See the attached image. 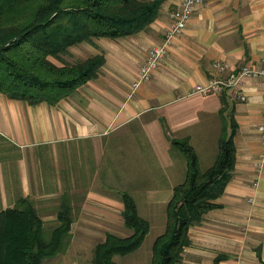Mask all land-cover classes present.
<instances>
[{"label": "crops", "instance_id": "1", "mask_svg": "<svg viewBox=\"0 0 264 264\" xmlns=\"http://www.w3.org/2000/svg\"><path fill=\"white\" fill-rule=\"evenodd\" d=\"M180 2L162 0L155 20L137 33L71 46L62 56L66 62L94 55L104 62L95 78L55 105H29L0 93V140L13 152L0 155V211L26 197L44 223L56 226L57 210L44 212L34 203L64 194L67 163L70 194L80 191L73 182L89 181L71 228L123 224L120 194L128 192L149 231L161 234L166 204L186 170L171 141L188 138L201 169H208L219 138L232 133V175L218 206L189 228L181 264H213L217 255L225 256L218 264H264V171L254 167L264 149L257 131L264 81L247 77L237 89L192 92L211 77H226L213 70V61L230 71L264 66V0H205L172 40L162 66L133 87L146 51L162 42L168 14ZM45 147L55 151L54 169L44 166Z\"/></svg>", "mask_w": 264, "mask_h": 264}, {"label": "trees", "instance_id": "2", "mask_svg": "<svg viewBox=\"0 0 264 264\" xmlns=\"http://www.w3.org/2000/svg\"><path fill=\"white\" fill-rule=\"evenodd\" d=\"M162 0H0V93L29 105H55L96 77L104 62L94 55L74 62L62 56L71 46L94 38L134 34L155 20ZM50 58L59 62L54 63ZM171 144L186 161L183 181L166 204L165 229L151 247L149 264H181L190 243L189 228L218 205L234 168L232 133L219 138L218 152L208 169H201L188 138ZM122 220L127 236L107 232L95 244L91 264H119L115 256L137 250L149 231L134 199L122 192ZM32 202L19 198L0 211V264H43L55 256L71 230L70 207L62 203L58 224L44 237V222ZM217 255L213 264L224 259Z\"/></svg>", "mask_w": 264, "mask_h": 264}, {"label": "rangeland", "instance_id": "3", "mask_svg": "<svg viewBox=\"0 0 264 264\" xmlns=\"http://www.w3.org/2000/svg\"><path fill=\"white\" fill-rule=\"evenodd\" d=\"M54 63L59 64V62L53 58H50ZM74 61V60H73ZM85 150V149H83ZM86 153V152H84ZM13 155L11 146H8L3 141L0 140V155ZM15 157H18V154H14ZM54 155L55 151L53 148L45 147L41 152V157L47 158V163L44 165L47 169H54ZM70 156V153L68 154ZM42 161V160H41ZM62 176V181L64 184L63 192L61 196H49L38 203H34L39 209L44 212L54 213L55 210L59 211V208L62 203H67L70 207L71 218L73 213L75 214L76 210L80 207V201L83 200L82 191H84L88 186V180L83 179V181L73 182V185H78L77 194H70V189H66V186H71L69 180V168L67 163H65ZM68 172V173H67ZM81 174V173H80ZM79 174V175H80ZM83 176H87L83 173ZM65 184H67L65 186ZM149 212H143L147 215ZM54 221L47 220L44 223V237L47 239L50 236L51 230L55 227V224H52ZM107 232L113 233L119 236H127L130 231L123 227L121 222L113 221L110 225L107 224L101 230L98 229H74L71 228L69 235L64 239L61 250L53 257L42 259L43 264H91L93 257V248L95 244L103 241L104 236ZM157 230L152 228L149 233L146 235L144 242L138 250L133 253L124 256H115L114 260L119 264H149L151 247L154 239L159 235Z\"/></svg>", "mask_w": 264, "mask_h": 264}, {"label": "built area", "instance_id": "4", "mask_svg": "<svg viewBox=\"0 0 264 264\" xmlns=\"http://www.w3.org/2000/svg\"><path fill=\"white\" fill-rule=\"evenodd\" d=\"M205 0H181L180 4L174 10L172 9L169 16V23L163 32L162 42L156 46L150 47L145 54L143 63L137 71V78L132 83L133 87H137L140 83L150 80L154 70L162 66L169 45L175 37L182 34L187 22L192 17L194 11ZM211 66L218 74L227 73L226 77H211L203 84H197L193 87V93H210L220 92L224 87H233L237 89L244 78H254L264 81V66L255 67L244 64L234 71H230L229 66L225 62L213 61ZM239 99L244 100L245 96L239 94ZM262 119L257 126V131L264 147V113ZM254 167L257 171H264V149L258 155Z\"/></svg>", "mask_w": 264, "mask_h": 264}]
</instances>
